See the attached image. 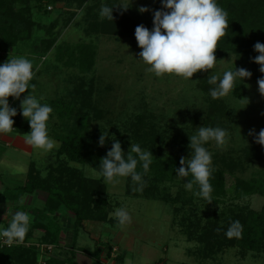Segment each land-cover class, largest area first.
<instances>
[{"label":"rangeland","instance_id":"1","mask_svg":"<svg viewBox=\"0 0 264 264\" xmlns=\"http://www.w3.org/2000/svg\"><path fill=\"white\" fill-rule=\"evenodd\" d=\"M10 1L0 13V29L5 28L9 34L16 27L17 34L13 31V36L16 34L18 40L14 46H7L0 33V65L8 58L19 56L33 62L35 77L31 84L35 89L29 91L38 99L42 96L41 103L52 107L47 126L57 146L43 153L26 144L25 134L20 130L28 133L30 125L22 115L18 118L24 127L12 132L23 136L20 147L30 156L21 154L19 150L13 152L9 148L7 151L0 148V229L7 227L1 220L5 208L12 212L9 220L16 211H25L31 221L36 219V212H41L45 223L52 222L51 214L43 210L47 195L41 193L38 198L36 193L23 194L19 188L27 186L30 164L33 171L40 174L38 176L45 177L50 164L58 163L56 157L62 146L58 138L63 133L66 136L73 128L80 130L86 126L84 136L87 137H96L98 133L108 135L106 145L99 146L104 152L98 159L100 162L105 152L111 149L113 138L121 142L126 157L131 143L139 144L144 151H152L151 144L147 149L144 141L146 143L148 137L151 140L155 136L161 137L153 148L157 150L155 153L165 156L174 152L190 158L189 136L196 134L201 126L220 127L229 133L227 145L220 149L214 142H209L204 147L212 153V167L226 172L228 193L222 198H211L210 204L194 195V189L187 190V181L183 178L159 182L150 175L142 191H133L135 185L129 188L130 177L121 178L114 185L105 183L100 172L87 162L90 153H86L83 163L68 161L63 155L61 161L67 163L69 169L76 170L81 179L100 180L106 184V191L97 199L102 206L100 220L87 221L86 227L82 228L81 225L77 227L75 217L67 214L65 225L72 238L66 237L64 245L67 246L62 245V249L55 250L53 255L70 258L80 250L84 256L76 260L89 264L90 258L86 255L90 257L95 253L99 259L97 242L103 241L106 245L101 247L100 263L105 264H120L118 259H123L122 264L126 259L130 264H264V235H259L261 242L257 255L249 253L246 258L241 255L243 246L235 245L237 236L227 235L233 222H240L244 214L261 212L264 207L261 194L235 198L233 193L240 180L248 181L264 172V146H257L259 144L254 137L248 135L251 129H255L257 134L264 129V97L260 95L257 83L264 73L253 62L259 55L254 51L255 43L264 42V6L260 5L264 0H252L256 4L246 8V22L241 20L243 31L234 37L239 44L235 51L240 55L229 52L216 57L218 61L212 70L198 72L192 80L169 74L158 78L146 72L148 66L139 59L141 49L135 38V28L142 24L150 31L153 29L154 11L165 10L161 0H87L82 7L70 0L56 5H50L48 0ZM248 1L243 0L245 3ZM109 4H115L131 20L124 29L107 30L109 21L101 19L99 13L102 5ZM140 7L149 11L141 13ZM224 9L228 12L229 21L233 12ZM9 15L18 19V25L10 23ZM50 38L57 39L56 44L60 45L62 53L54 47L51 51L46 50L44 55L38 54L44 50L40 43ZM78 46H90L91 53L80 54ZM235 68L247 69L252 73L251 78L237 80L229 96L213 99L210 89L214 86L207 83V78L211 74L222 77L224 71ZM27 94L22 93L19 100L9 97L10 107L21 114V100ZM244 98L248 99V104ZM66 105L73 108L72 118L67 113L69 110H64ZM213 106L224 109L221 117L216 114L217 107ZM4 151L7 155L12 151L15 156H3ZM21 198L24 200L22 205L19 203ZM120 207L126 208L132 218L131 223L122 229L116 226L117 221L112 215ZM105 212L106 222L102 221ZM184 212L194 214V220L200 219L198 236L204 242L190 240L184 233L185 228L181 225ZM231 217L235 221L222 222L224 218ZM39 236L35 232L31 245L39 243ZM210 240H213L211 250L216 254L205 250L206 242ZM230 244L234 245L227 247ZM222 245L227 248L221 250ZM74 247L76 250H72ZM92 259L93 264H98Z\"/></svg>","mask_w":264,"mask_h":264},{"label":"clouds","instance_id":"2","mask_svg":"<svg viewBox=\"0 0 264 264\" xmlns=\"http://www.w3.org/2000/svg\"><path fill=\"white\" fill-rule=\"evenodd\" d=\"M162 8L155 10L153 17V29L150 31L144 25L135 28V38L141 51L139 59L148 67L146 72L163 78L166 74L175 75L184 80H192L194 74L201 71L212 70L217 63L215 52L218 41L224 37L229 28L228 12L222 8L217 0H161ZM102 5L100 9L101 19L114 20L113 9ZM127 10V7H123ZM139 12L149 11L146 7H140ZM127 46V45H126ZM128 47V46H127ZM254 51L259 53L253 62L258 64L259 71L264 73V43L256 42ZM252 73L245 68H235L224 71L222 77L219 74H211L207 83L212 85L210 96L213 99L225 98L234 90L236 81L251 78ZM35 77L33 62L24 56L8 58L0 65V134H10L14 130L15 121L12 117L17 115V110L10 107L9 97L20 99L21 94L28 92L21 100L22 116L29 122L30 132L24 135L26 144L43 153L54 149L56 141L48 133L47 122L53 109L48 104H42V96L38 99L29 89L34 91L35 85L31 81ZM258 90L264 97V77L258 79ZM246 104L249 103L244 98ZM240 130V129H239ZM249 136H253L256 143L264 146V129L257 134L255 129L249 130ZM108 135L102 133L99 137V146L103 147ZM191 150L190 158L181 157L180 167L176 169L179 178H188L185 188L193 190L194 185L198 191L197 197H202L212 202L213 191L210 180L213 174L212 153L204 147L209 142H214L217 148L223 149L229 139L227 130L220 127L198 128L197 133L189 136ZM114 143L107 152L106 157L100 160V176L107 184H118L121 178L130 177L133 191H142L146 186L143 174L149 170L152 163V151H144L139 144L131 143L128 154L122 149L121 142L113 138ZM135 154V155H133ZM141 166L143 173L138 172ZM19 203H24L23 198ZM117 221V227L123 228L131 223V216L124 207L117 208L112 214ZM31 223L30 215L25 211H16L8 226L0 229V238L11 246L14 243L23 242L29 231ZM239 222H233L227 235H239ZM219 231V229H217ZM125 264H130L126 259Z\"/></svg>","mask_w":264,"mask_h":264},{"label":"trees","instance_id":"3","mask_svg":"<svg viewBox=\"0 0 264 264\" xmlns=\"http://www.w3.org/2000/svg\"><path fill=\"white\" fill-rule=\"evenodd\" d=\"M8 1L9 0H0V13L4 12L2 10L7 7ZM12 2L13 1L11 0L10 3ZM61 2H64V0H48V3H50V5H56ZM70 2H73L76 5H80V7H82L86 4L87 0H70ZM218 2L220 6L229 9V11H232L233 14L229 18V28L226 30L229 32V34L225 35L224 38H221L218 41V48L215 52V56L218 57L226 55L229 52L240 55V52L235 51L238 49L237 46L239 44L234 40V37L239 35V33L243 31V28L241 27V20H243V22H246V8L251 6L252 4L255 5L256 2H253L252 0L248 1L249 3H245L243 2V0H217V3ZM109 5L110 7L115 8L113 9L114 20L112 21L107 19L109 21V24L106 25L107 30L114 28L115 30L119 31V29L121 30V28L124 29L125 25L128 26L131 20L124 16L125 14L119 8H117L115 4ZM260 5L264 6L263 3H261ZM9 17L11 19V24L17 23L18 19H16V17H13V15H9ZM16 25H18V23ZM15 28H13V31L17 34ZM13 31L8 34V32L5 31V28L4 30L0 29L1 36L4 38L5 44L7 46H14L17 43L18 39L16 38V34L15 36H13ZM56 43L57 39L55 38H50L40 43V45L44 47V50L40 52L38 51V54L42 53V55H44L46 50L47 52L51 51L54 47L56 51L62 53L60 45H57ZM42 46L39 47L40 50H42ZM90 48V46H78V51L82 55H88L89 53H91ZM65 107L66 108L64 110H69L67 113L71 115L72 118L74 113L73 108H71L69 105H66ZM62 108L63 106L61 107V109ZM222 112H224V109L217 107L216 114L218 115V117H221L223 115ZM21 115L22 114L17 112V115L15 117H12V119L15 121L13 125V131L20 130V127H24L19 123L20 120H18V118H22ZM140 128L142 129V126H140ZM20 131V133L22 134H26L27 132L23 129ZM85 131L86 126H82L80 130H74L73 128V130L67 133L66 136H64L65 133H63V135H60L61 137H59L58 139H60L62 146L58 151V155L56 157L59 159V161L56 164H50L47 170L48 173L47 175H45V177L38 176L40 174L33 171V166L31 164L27 186L20 187L19 189L23 190V194L33 195L36 192L46 194L47 196L44 199L45 202L43 203V210L51 214L52 219L50 220H52V222L45 223L43 221L45 220V218L42 217L41 212H36V219L31 221L30 226H32V228H30L27 232L23 242L14 243L13 245L9 246L4 243L3 238H1L0 264H78L75 254H72L70 258H63L54 256L55 254L53 255V253L57 249H62V228L58 224L60 216L62 214H68L75 217L77 221V227L81 225L82 228L86 227L84 225L87 221L96 219L100 220L101 217L99 216H102L99 214L102 207L100 203L101 201H98L97 199L103 197V195L105 194L106 184H104L100 180L96 181L88 178L81 179L76 170L69 169L68 164H64L61 161L62 156L65 155L68 161H82L81 163H83L84 161H86L83 160L87 156L86 153H90L89 157L87 158L89 159L87 162L90 163L94 169L100 172V162H98V159L101 155L104 154L103 150L99 148L98 143L101 134L98 133L96 137H87L84 136ZM92 138L93 140L90 141ZM146 140V143L144 141L145 148L150 149L148 145L151 144L154 158L152 159V163L150 164L147 173L143 174L144 181H147L149 179L148 176L150 175H152L156 180L158 179L159 182L172 180L173 178L177 177L176 169L180 167L179 161L181 159V156L174 152L169 153L165 156H162L159 153H155L157 150L155 149L156 151H154L153 148L156 146L158 141H161V137L156 138L155 136L151 140L148 137V139ZM105 154L107 153L105 152ZM104 157H106V155H104L103 158ZM213 170L214 171L212 174V178L210 180L213 188L211 198H222L228 193L226 189V172L224 170H217L214 168ZM137 171L143 173L142 167L138 166ZM183 179L188 182L191 177ZM132 184L133 182H130L129 188L134 186V184ZM193 189L194 191H198V188L195 185ZM143 192H145V190ZM233 193L235 195V198H245L246 196L257 193L261 194L264 197V172H261L256 178H253L251 180H240L235 185ZM189 198H193V196ZM106 216L107 212H105L104 217H102V219H104L102 221L106 222ZM194 218V214H187L186 212H184L183 217L181 218V225L183 228H185L184 233L189 236L190 240H197L198 242L202 243L205 240L201 239L199 237L200 235L198 236V226L200 225V219L194 220ZM224 221L232 222L235 220L234 217H231L228 219L224 218L222 222L225 223ZM8 224L9 222L6 226H8ZM57 225V229H54V226ZM239 225L240 228L238 229V231L240 234L238 236L235 235L237 236L238 243L234 244H240L241 246H243V248L241 247V255L243 258H246L249 253L257 255V247L261 242V238H259V235H264V207L261 212H250L247 215L244 214L242 220H240L239 222ZM84 230L86 232L87 229ZM35 232L39 233L40 235L38 238L39 243L37 245H31V241L35 236ZM87 233L89 232L87 231ZM262 238V243H264V237ZM97 243V245L99 246L97 249L99 250L96 251L100 254V258L98 259V255L96 256L95 253L93 258L98 264H102L100 263L102 254L101 247L106 244L103 241H99ZM212 244L213 240L207 241L205 250L216 254L214 253V250H211ZM234 244H230L227 247L230 248ZM227 247H225V245H222L221 250H223V248L226 249ZM72 250H76V248L74 247L72 248ZM39 257L42 258V260H40ZM118 263L122 264L123 259H118Z\"/></svg>","mask_w":264,"mask_h":264},{"label":"crops","instance_id":"4","mask_svg":"<svg viewBox=\"0 0 264 264\" xmlns=\"http://www.w3.org/2000/svg\"><path fill=\"white\" fill-rule=\"evenodd\" d=\"M22 137L23 136L21 134L13 133V132H11L10 134H0V148L3 147L6 151H7V148H9L13 152H18L17 150H19V152L21 154L28 155V153H26L20 147L21 144H22V142L24 141V139ZM12 151L9 152V155H7V152L4 151L3 156L5 154L6 157H14L15 156V153H13ZM28 156H30V155H28ZM29 166L31 167V164ZM0 189H2V188H0ZM4 196H5V194L2 196V198H4ZM36 196L39 198L41 196V192H36ZM14 211H15V209H14ZM11 213L12 212L9 209H7V208H5V211H2V214L1 215H2L3 219H1V220H3L5 222V224H7V222H10L11 219L9 220V218H11L10 217V214ZM13 214H15V213H13ZM6 217H8V218H6ZM67 217H69L67 214H62L60 216V220H59V224H60V226L62 228V233H61V239H62V242L61 243H62V245L66 244L64 242L65 239H66V237H69L70 239L72 238V233H69V231L66 228L67 225H65L66 224ZM70 217H72V216H70ZM74 239H75V237H74ZM64 246L66 247L67 245H64ZM77 251H79L78 252L79 254L76 255V259H78L80 256H84V255H81V253H80L82 251H80V250H77ZM86 256L88 258H90L89 264H93V262L91 261V259L93 258L92 253L90 254V257H89V255H86ZM76 261H77L78 264H82V263L78 262V260H76ZM102 264H105V263L102 262Z\"/></svg>","mask_w":264,"mask_h":264}]
</instances>
